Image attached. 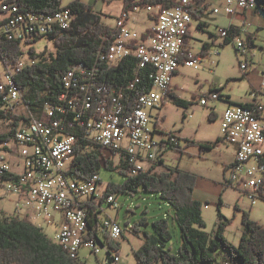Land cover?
Returning <instances> with one entry per match:
<instances>
[{
	"label": "built area",
	"instance_id": "1",
	"mask_svg": "<svg viewBox=\"0 0 264 264\" xmlns=\"http://www.w3.org/2000/svg\"><path fill=\"white\" fill-rule=\"evenodd\" d=\"M191 1L178 0L170 7H135H145L152 21L140 35L127 26L132 12L122 11L116 23L120 30L117 38L106 49L101 45L94 64L70 66L63 77L65 88L59 101L46 102L36 116L25 103V91L16 76L32 62L29 50L34 40L70 27L72 12L70 8L55 14L25 12L10 1L0 0V44L9 39L20 41L23 47L17 64H5L0 57L3 107L21 116L13 140L0 144V191L16 196L15 214L33 216L42 225L51 226L54 237L67 242L77 257L83 246L96 256L106 248L102 264H122L120 251L108 243L123 235L121 223L103 215L104 204L119 207L121 194L107 192L108 184L102 183L100 172L87 178L78 175L73 169L77 156L95 147L102 151V166L105 159L115 164L124 160L132 174L157 171L165 166L161 162L163 151L177 142L162 130L160 109L172 91V79L179 66L198 69L203 62V55L192 52L186 43L193 22L187 6ZM220 2L232 18L239 11H254L257 7L253 0ZM212 11L219 13L221 9L216 6ZM216 33L225 40L230 31L218 26ZM234 44L238 51L245 52L242 40L235 38ZM131 58L136 59V67L130 84L113 87L104 82L106 69ZM240 67L243 73H249L246 63H240ZM142 69L148 71L152 87L139 94L137 105L132 106L124 100L123 91L135 86ZM219 93L201 97L202 105H207L209 99L220 100ZM252 95L250 105L230 103L223 111L222 137L235 147V153L225 168L222 185L243 192L255 203L264 200V71ZM99 204L95 220L92 205ZM0 213L12 216L2 210ZM77 234L84 235L82 243L74 242Z\"/></svg>",
	"mask_w": 264,
	"mask_h": 264
},
{
	"label": "trees",
	"instance_id": "2",
	"mask_svg": "<svg viewBox=\"0 0 264 264\" xmlns=\"http://www.w3.org/2000/svg\"><path fill=\"white\" fill-rule=\"evenodd\" d=\"M18 5L25 12H39L44 14H55L63 9L70 8L72 15L71 26L57 29L51 32L47 38L52 40L56 51L44 50L38 52L36 48H30V59L19 71L16 82L25 91V103L31 111L39 116L45 103L55 104L59 101L65 86L63 77L70 66L83 62L91 65L98 59V51L106 47L117 38L119 28L111 27L102 22L99 12L94 10L90 4L83 0H73L63 5L62 0H7ZM178 0H123V11H135V7L143 5H157L170 7L177 5ZM255 12L264 14V0H255ZM198 20V27L205 29L207 23L202 19L210 13L208 0H192L187 5ZM229 36L222 45L233 42L239 36L240 28L230 22ZM107 36V39H104ZM44 36L38 37L34 42L40 41ZM192 36L187 34V47L190 49ZM248 46L255 45L253 34L247 35ZM235 46V44H234ZM210 47L209 43L201 51L205 58V50ZM235 50L238 51L235 47ZM1 59L5 64H17L23 53L20 41L5 39L0 44ZM136 59L131 58L118 63L114 67L106 69L104 82L115 86L128 85L134 80ZM140 79L135 86L125 89L124 100L132 106L137 105L139 94L150 90L152 81L149 79L148 71L141 70ZM213 90V91H212ZM211 92H214L212 89ZM220 91V90H217ZM210 93V92H209ZM174 103L189 107L193 101L187 100L169 92ZM207 95V94H206ZM205 95V96H206ZM220 96H222L220 94ZM164 100V104H165ZM247 105H250L246 103ZM215 113L210 114V118ZM165 117L163 116V119ZM21 116L8 113L3 107L0 95V120H6L9 124L7 131H0V144L11 142L19 125ZM171 137H175L170 133ZM177 142L169 144L163 151L169 149L186 152L192 141L182 145L177 137ZM219 137L214 142H198L201 149H214L223 141ZM102 151L100 148H91L88 152L78 155L73 163L74 171L83 178H87L100 172L102 167ZM164 162V159L161 160ZM104 167L111 171H118L125 179L121 183L108 184L107 192L124 193L134 195L141 190L160 194L169 202L174 211L171 218L180 227L182 242L178 251L172 252L166 247L167 242L173 239L169 228L168 219L159 218L153 222L154 233L144 231L145 241L139 249L135 250L137 264H264V224L250 216V212L243 211L242 234L237 245L232 244L224 234V229L230 223L228 218L221 214L222 199L218 202V224L214 232H208L206 221L203 216V204L195 198V187L198 177L191 171L178 167H168L167 170L137 172L132 174L124 160L119 164L105 159ZM94 218L97 217V209L101 205H92ZM237 209L239 206L236 205ZM92 212V211H91ZM103 242V241H102ZM111 248L120 249L119 241L109 242ZM225 251L223 260L219 261L221 251ZM0 264H86L79 257H71L61 243L51 239L45 230L34 224L27 217L0 215Z\"/></svg>",
	"mask_w": 264,
	"mask_h": 264
},
{
	"label": "rangeland",
	"instance_id": "3",
	"mask_svg": "<svg viewBox=\"0 0 264 264\" xmlns=\"http://www.w3.org/2000/svg\"><path fill=\"white\" fill-rule=\"evenodd\" d=\"M73 0H62L63 5ZM86 4H90L96 10H102L105 6V0H83ZM216 1V0H211ZM115 6V5H114ZM113 6V7H114ZM148 12L145 7L132 12L130 15V28L134 33L140 35L142 31L147 30L152 25L148 18ZM209 14L204 17L208 20L209 25L206 29L197 26L198 20L193 19L192 22V52L199 53L206 43L211 44L208 48L209 56L203 59L198 69L180 65L178 73L172 82L177 86V95L192 100L193 103L187 108L185 106L174 103L172 98H168L160 109L162 115L161 127L165 135L172 134L177 137L182 145L192 141L193 143L186 149V152L169 149L164 153V164L158 168V171L167 170L168 167H178L186 171H192L198 177L196 185L197 195L203 204V216L206 221L204 228L208 232H214L217 228L219 210V198L222 199L221 214L228 218L230 223L224 229V234L232 244L237 245L240 242L243 224V211L250 212L253 219L264 224V200H257L251 203L249 198L241 191L228 187L223 190L220 184L222 179L223 159L226 160V154L232 153L231 148L227 147L226 141H221L218 149H201L198 142H214L222 137L221 123L224 108V98L228 95L232 100L245 99L252 90V85L258 84L261 75L255 74V68L260 69L264 66V14L259 13V19H255L250 23L249 30L256 31L257 25L262 28L258 29L255 46L249 47L246 32L242 33L236 39L242 40L245 45V52L236 51L233 42L221 46L223 39L217 35V27H227L232 19L226 13ZM108 23H114L113 18H104ZM223 41V42H222ZM38 52L44 50L56 51L54 43L48 38L32 44ZM219 50L220 54H217ZM28 55L26 59H28ZM246 63L248 71H252L249 77L243 73L240 63ZM0 70L3 65L0 62ZM250 79V80H249ZM212 89L220 92L221 99H209L207 105H202L200 99L205 98L206 94H210ZM213 91V90H212ZM210 92V93H209ZM264 99L262 100L263 103ZM212 112L216 116L210 118ZM264 117V111H262ZM163 116L165 117L163 119ZM264 122V120H263ZM9 128L6 120H0V131H7ZM101 181L104 185L110 183H121L125 177L118 171H111L102 166L100 169ZM119 207L113 208L104 204L103 215H108L121 223L123 235L120 237V262L122 264H137L135 250L139 249L145 241L144 231L154 233L153 222L159 218L168 219L169 228L173 234V239L167 242L166 247L176 253L180 242H182L180 226L171 218L174 209L168 201L163 199L160 194L141 190L140 192L131 194L121 193L119 195ZM207 205V207H206ZM236 205L239 206L237 209ZM16 196L0 191V211L4 214H15ZM0 215H3L0 213ZM5 216V215H3ZM33 221L34 224L42 227L45 232L56 241L54 237V229L48 225H42L41 221L33 216L21 215ZM107 254L106 248L102 249L100 254L93 255L91 250L83 246L80 249L79 259L86 264H102ZM225 251H221L218 260H223Z\"/></svg>",
	"mask_w": 264,
	"mask_h": 264
},
{
	"label": "crops",
	"instance_id": "4",
	"mask_svg": "<svg viewBox=\"0 0 264 264\" xmlns=\"http://www.w3.org/2000/svg\"><path fill=\"white\" fill-rule=\"evenodd\" d=\"M208 3H210V7H209V9H210V13L211 14H222V15H225V16H227L226 15V12L224 11V7H223V5L221 4V2H220V0H216V1H211V0H208ZM115 5V6H114ZM114 6V7H113ZM216 6H219L220 7V9H221V11L219 12V13H215V12H213L212 11V9L214 8V7H216ZM96 12H99L100 13V16H101V18H102V22L103 23H105V24H107V25H110L111 27H116V23H117V19H118V17H119V15L122 13V11H123V0H105V6H104V8L100 11V10H96V9H94ZM209 13V14H210ZM259 13H260V11H257V12H255V11H250V10H242V11H239L237 14H236V16H234L233 18H232V23L234 24V26L235 27H237V28H240V33H239V36L242 34V33H244V32H246V35H248V34H253V41L256 43V34H257V31H258V29H260V28H262V26L261 25H257V27H256V31H250L249 30V27H250V23H253L254 22V20L255 19H259V17H260V15H259ZM132 14V13H131ZM149 15V14H148ZM147 15V16H148ZM208 17H209V15H208ZM104 18H113L114 19V23H108V22H106V21H104ZM149 18V17H148ZM202 21H204V23H207V25H209V22H208V20H205V18H203L202 19ZM152 22V21H151ZM230 24V23H229ZM127 26L130 28V15H129V19L127 20ZM197 26H198V24H197ZM229 26V25H228ZM227 26V27H228ZM150 27V26H149ZM149 27L147 28V30L149 29ZM208 27V26H207ZM207 27H205V29L207 28ZM131 29V28H130ZM147 30H145V31H142L141 33H145ZM191 32H192V25H191V28H190V31H189V33H190V35L192 36V34H191ZM238 37V36H237ZM224 41V40H223ZM222 41V42H223ZM190 45H191V41H190ZM210 46H211V44H210ZM255 46V45H254ZM209 48V47H208ZM208 48L205 50V53H206V56H205V58L207 57V56H209L210 54H209V51H208ZM190 50L192 51V49H191V47H190ZM202 51V50H201ZM201 51L199 52V53H201ZM197 53V52H196ZM203 59H204V57H203ZM264 71V66L262 65V67L260 68V69H257V68H255L254 70H253V72L255 73V74H258V75H261V79H262V72ZM178 73H180V70H179V68H178V70H177V72H176V74H175V76L178 74ZM250 73L252 74V71H250L249 73L247 72L245 75H248V77H249V75H250ZM175 76H173V78L175 77ZM250 80V79H249ZM259 85H260V82L258 83V84H253L252 85V90L248 93V95L246 96V98L245 99H241V100H232V97L230 96V95H228V96H226V97H223L224 98V103H225V105H226V107L225 108H227V106L228 105H230V103H248V104H250V103H252L253 101H254V98H253V95L252 94H254V91L256 90V89H258L259 88ZM177 86H176V84H172V93L173 94H177ZM168 98H171V96L169 95L168 97H166L165 98V101L168 99ZM182 98H184V97H182ZM185 99H187V98H185ZM263 100V99H262ZM263 106H264V101H263ZM224 108V109H225ZM263 111H264V109H263ZM215 113V112H214ZM215 116H216V113H215ZM263 116V115H262ZM263 119H264V117H263ZM225 141V140H224ZM227 142V147L228 148H231V150H232V153L230 152V153H227L226 155V160L225 159H223V161H222V163H223V168H222V179L220 180V184H222L223 183V181H224V178H225V168H227V165L229 164V163H231L232 161H233V158H234V153H235V147L230 143V142H228V141H226ZM218 147V146H217ZM217 147H215L216 149H218ZM214 148V149H215ZM192 172V171H191ZM195 174V173H194ZM198 182V181H197ZM197 182H196V185H197ZM227 188H224L223 187V190H226ZM195 198L196 199H198L200 202H201V200L199 199V195H197V188L195 187ZM219 200H220V198H219Z\"/></svg>",
	"mask_w": 264,
	"mask_h": 264
},
{
	"label": "bare ground",
	"instance_id": "5",
	"mask_svg": "<svg viewBox=\"0 0 264 264\" xmlns=\"http://www.w3.org/2000/svg\"><path fill=\"white\" fill-rule=\"evenodd\" d=\"M255 2V0H253ZM83 239H84V235H75V238H74V242H78V243H82L83 242ZM56 240L62 244V246L64 247V249H66L68 252H69V255L71 257H77L75 254H72L70 248H69V245L67 244V242H63V240H59L58 238H56ZM78 258V257H77Z\"/></svg>",
	"mask_w": 264,
	"mask_h": 264
}]
</instances>
